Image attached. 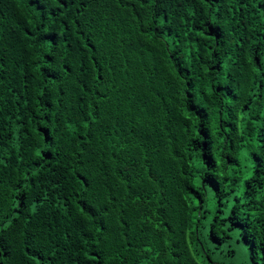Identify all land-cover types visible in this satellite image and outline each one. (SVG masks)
Wrapping results in <instances>:
<instances>
[{
    "label": "trees",
    "instance_id": "1",
    "mask_svg": "<svg viewBox=\"0 0 264 264\" xmlns=\"http://www.w3.org/2000/svg\"><path fill=\"white\" fill-rule=\"evenodd\" d=\"M0 264H264V0H0Z\"/></svg>",
    "mask_w": 264,
    "mask_h": 264
}]
</instances>
